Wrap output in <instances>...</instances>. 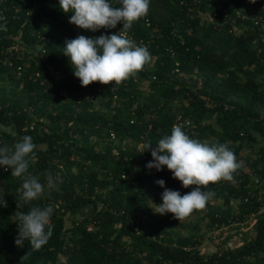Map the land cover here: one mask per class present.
Here are the masks:
<instances>
[{"label": "trees", "instance_id": "obj_1", "mask_svg": "<svg viewBox=\"0 0 264 264\" xmlns=\"http://www.w3.org/2000/svg\"><path fill=\"white\" fill-rule=\"evenodd\" d=\"M263 5L264 0H150L147 16L130 29L145 40L150 64L119 85L82 86L62 54L65 41L111 35V29L93 32L69 23L74 13H64L59 0H0L7 27L0 30V144H11L12 133L33 138L37 148L29 172L46 190L31 205L54 209L48 243L40 250L28 241L17 246L14 214L31 205L20 199L22 178L0 167V196L8 205L0 207V264H264V143L254 156L237 159L242 167L232 181L205 188L216 194L206 205V226L219 231L211 253L200 248L204 220L187 222L172 213L156 220L151 204H160L164 191L156 180L181 195L196 186L183 187L167 166L146 168L153 158L139 147L145 140L155 147L170 135L179 114L192 121L182 129L191 138L227 143L236 156L257 134L264 137V21L253 19L264 15ZM240 10L249 16L238 15ZM15 44L27 48L25 56L10 49ZM42 44L45 52L32 56V47ZM46 171L61 178L51 189ZM220 200L228 207L214 202ZM234 200L237 210L230 206ZM251 215L253 235L239 240Z\"/></svg>", "mask_w": 264, "mask_h": 264}, {"label": "clouds", "instance_id": "obj_2", "mask_svg": "<svg viewBox=\"0 0 264 264\" xmlns=\"http://www.w3.org/2000/svg\"><path fill=\"white\" fill-rule=\"evenodd\" d=\"M118 3L120 7L112 6L110 0H59V7L64 13H74L69 23L82 29L95 32L101 28H116L118 22L123 24L115 34L99 37L79 35L65 41L62 54L70 59L73 74L82 86L97 81L102 84L114 81L115 85H119L135 77L152 60L147 46L137 45L127 35L135 21L147 16L150 0H118ZM0 20L4 21L0 30L7 31L6 17L0 16ZM12 135L11 144H0V167L10 169L13 177L22 178L20 199L25 205H31L32 201L42 198L46 190L40 177L29 172L37 145L29 135ZM152 144L151 140H145L140 151L151 152L153 159L146 164V168L160 171L167 166L173 178L180 180L183 187L196 186L181 195L179 190L165 187V180L155 181L164 191L161 193L162 202L153 203L154 212L160 215L172 213L178 220L206 207L216 195L205 190L210 182L216 183L221 179L232 181L233 174L242 167L227 143L210 144L207 140L191 138L177 125H173L171 134L160 138L155 147ZM43 175L49 189L61 182L59 175L51 171ZM7 206L4 196H0V207ZM20 207L18 204L17 209ZM53 210L51 204L31 205L27 212L17 210L14 214L18 228L15 244L23 247L28 241L33 250L45 246L53 235L50 224Z\"/></svg>", "mask_w": 264, "mask_h": 264}, {"label": "rangeland", "instance_id": "obj_3", "mask_svg": "<svg viewBox=\"0 0 264 264\" xmlns=\"http://www.w3.org/2000/svg\"><path fill=\"white\" fill-rule=\"evenodd\" d=\"M148 85H149V82H148L147 80L144 81L143 88H144V89L147 88ZM0 126H1V125H0ZM250 152H251V150H249L248 155H251ZM245 154H246V153H245ZM246 170H247V169H246ZM55 185H56V184H55ZM214 202H215V203H218V204H219L221 207H223V208L228 207V205H227L225 202H223L222 200H220V201H214ZM153 203H155V204H159V203H157L156 201H153L152 204H151L152 207L155 206ZM230 206H231L234 210H237L236 200L231 201ZM207 209H208V208L205 207V208L202 209V210L194 211V212L191 213L188 217L185 218V220H186L187 222H192V221L194 222V221H201V220H204L203 223H202V226H201V230H200L201 234H204V235L206 236L205 241L203 242L202 246L200 247L203 253H211V252H213V251H215V250L217 249L216 244H217L218 239L216 238V236H218V232H219L218 230L209 229V228L206 226V220H205V217H206V214H207ZM263 211H264V209H262L261 212H263ZM153 212H154V210H153ZM154 214H155V218H156V220H158V219H160L161 217H164V216H165V215H160V214L155 213V212H154ZM153 217H154V216H151L150 219H152ZM147 218H148V216H145V220H146ZM253 218H254V217L251 215V216L248 217V220H247V221L243 222V225H242L243 229L241 230V235L238 236L239 240H243V239H244V238H243L244 235H248V236H250V237L253 235V227H252V225H251V223H252V221H253ZM68 223H71V222L68 221ZM147 223H148V222H147ZM227 228H228V227H226L225 229L228 230ZM180 233H182V234H187V231L184 230V229H181V230H180ZM226 234H228V233H226ZM242 235H243V236H242ZM232 237H235L234 234L232 235ZM234 242H236V241L233 239V241H230L229 244H230V245H234Z\"/></svg>", "mask_w": 264, "mask_h": 264}, {"label": "built area", "instance_id": "obj_4", "mask_svg": "<svg viewBox=\"0 0 264 264\" xmlns=\"http://www.w3.org/2000/svg\"><path fill=\"white\" fill-rule=\"evenodd\" d=\"M24 1H29V2H33V5H36V2H38L39 0H24ZM230 5L234 6V4L230 3ZM219 7V6H218ZM263 8H264V5H263ZM228 7L226 8L225 10V18H227L228 16ZM262 10V8H261ZM214 15L216 16L217 13L215 12ZM238 15H241L243 17H248L249 15L245 13V11H238ZM253 19L255 20L256 23L260 22V21H264V15H255L253 16ZM123 27V24L122 22H118L116 28H112L110 33L111 34H115L117 32H119L120 29H122ZM127 35L137 44V45H141V46H146V42L143 38H137L134 33L129 29L128 32H127ZM262 41H264V39H262ZM45 46L42 44V45H36V46H33L32 47V50H31V55L32 56H40L41 53H44L45 52ZM11 50H15L17 52H19L20 54L23 52L24 56H25V52L27 50V48L23 47V50L20 49V46L19 44H15L13 45L12 47H10ZM28 51V50H27ZM18 70L19 72L22 70V66H19L18 67ZM100 90V89H99ZM61 94L67 96L68 95V91L66 89H62L61 90ZM89 98H91L92 100L94 99V95L90 94L88 96ZM173 125H177V126H180L182 129H186V128H190L191 126H193L192 124V121L188 118H185L182 114H179L177 117H176V120L174 122ZM111 137L113 140L117 141V137L115 135V133H111ZM143 146V143H141L139 145V147L141 148ZM144 158L145 159H149L150 157L148 155H144ZM125 177V175H123ZM256 183H258L259 179L258 177L254 180Z\"/></svg>", "mask_w": 264, "mask_h": 264}, {"label": "crops", "instance_id": "obj_5", "mask_svg": "<svg viewBox=\"0 0 264 264\" xmlns=\"http://www.w3.org/2000/svg\"><path fill=\"white\" fill-rule=\"evenodd\" d=\"M264 143V137H262L261 135L257 134L256 135V141L251 142V143H247L240 151V154L237 157V159H241V161H245L247 158H250L252 156H254V150L255 148H257L258 146H260L261 144ZM249 150H251V155H248ZM246 153V154H245ZM255 178V177H254ZM254 217V216H253ZM254 219V218H253Z\"/></svg>", "mask_w": 264, "mask_h": 264}]
</instances>
